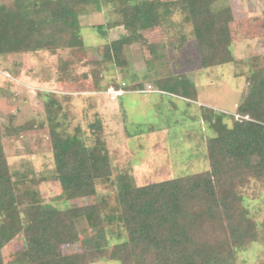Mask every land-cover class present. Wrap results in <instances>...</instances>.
<instances>
[{"label": "trees", "instance_id": "16d2710c", "mask_svg": "<svg viewBox=\"0 0 264 264\" xmlns=\"http://www.w3.org/2000/svg\"><path fill=\"white\" fill-rule=\"evenodd\" d=\"M219 1L14 0L11 6L0 5V57L64 47L83 49L79 17L90 8L99 11L104 3L115 18L96 29L105 36V31L122 27L126 34L103 46V62L123 68L125 49L145 44L143 31L158 28L183 38L187 25L199 63L220 66L232 60L228 26L234 16L229 6L216 9ZM177 10L183 16L180 21L173 19ZM149 48L156 50L151 45ZM258 57L250 65L246 90L232 114L199 107L200 121L212 133L204 142L208 169L138 187L127 174H118L110 181L111 164L99 121L89 125L93 143L86 145L79 127L68 132L61 101L44 94L53 170L43 179L58 184L59 199L64 202L95 196L98 183H111L116 191L113 198L84 206L42 204L32 189L38 182L10 172L0 131V250L19 234L24 240L22 249L7 264H83L85 257L92 262L105 260L102 232L81 241L82 253L67 256L62 252L64 245L78 241L80 220L90 230H98L104 221L122 226L126 242L112 255L119 264H234L238 251L264 237V223L260 235L238 192L250 180L264 182V58ZM174 83L173 88L183 95L179 91L168 93L189 99L184 95L190 84ZM136 90L129 87L124 91ZM26 127H11L9 131L19 135ZM91 250L100 257L88 255Z\"/></svg>", "mask_w": 264, "mask_h": 264}, {"label": "rangeland", "instance_id": "374dc122", "mask_svg": "<svg viewBox=\"0 0 264 264\" xmlns=\"http://www.w3.org/2000/svg\"><path fill=\"white\" fill-rule=\"evenodd\" d=\"M13 1L0 0V5L8 7ZM225 6L234 16L228 26L232 60L220 66L199 63L187 25L182 31L183 42L176 33L153 28L141 33L144 45L133 44L125 49V67L103 62V46L126 34L122 27L105 31V36L96 29L115 18L111 7L104 3L99 11L90 8L79 17L83 49L64 47L0 57L1 144L10 172L37 181L32 189L38 192L40 202L58 208L98 203L115 194L111 183H98L95 196L64 202L59 199L58 184L43 179L53 170L44 94L61 101L68 132L79 127L86 145L93 143L89 125L101 123L111 164L110 181L118 174H127L138 187L206 171L204 142L212 133L200 121L199 107L232 114L246 90L250 65L256 57L264 58V0H222L215 4L216 9ZM173 80L190 84L188 95H184L189 99L168 93L179 91L173 88ZM129 87L137 90L124 91ZM148 88L151 92L142 93ZM17 126L27 127L22 134H12L9 130ZM238 192L248 217L262 235L264 182L250 180ZM97 232H102L106 241V259L92 262L85 257L83 264H119L112 255L126 242V234L115 221H104L98 230H90L80 220L78 241L64 245L62 252L67 256L82 253L81 241ZM23 244L21 234L5 244L0 250L2 264L11 262ZM263 245L264 237L250 243L237 252L234 264L264 263ZM93 253L100 257L94 250L87 254Z\"/></svg>", "mask_w": 264, "mask_h": 264}, {"label": "clouds", "instance_id": "9594fccd", "mask_svg": "<svg viewBox=\"0 0 264 264\" xmlns=\"http://www.w3.org/2000/svg\"><path fill=\"white\" fill-rule=\"evenodd\" d=\"M173 19L176 21H180L183 19L182 13L177 10L176 12L173 13Z\"/></svg>", "mask_w": 264, "mask_h": 264}, {"label": "crops", "instance_id": "0c3cea01", "mask_svg": "<svg viewBox=\"0 0 264 264\" xmlns=\"http://www.w3.org/2000/svg\"><path fill=\"white\" fill-rule=\"evenodd\" d=\"M145 91H146V90H143V91H142V93L146 94V93H149V92H151V90H149V91H146V92H145Z\"/></svg>", "mask_w": 264, "mask_h": 264}, {"label": "built area", "instance_id": "2783aa9c", "mask_svg": "<svg viewBox=\"0 0 264 264\" xmlns=\"http://www.w3.org/2000/svg\"><path fill=\"white\" fill-rule=\"evenodd\" d=\"M148 89L150 90V88H148ZM149 90H148V91H149Z\"/></svg>", "mask_w": 264, "mask_h": 264}]
</instances>
